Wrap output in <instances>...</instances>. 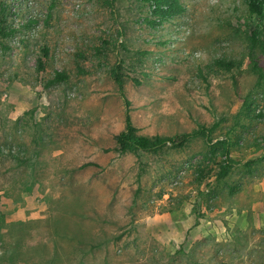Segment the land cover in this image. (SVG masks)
Instances as JSON below:
<instances>
[{
    "label": "rangeland",
    "instance_id": "374dc122",
    "mask_svg": "<svg viewBox=\"0 0 264 264\" xmlns=\"http://www.w3.org/2000/svg\"><path fill=\"white\" fill-rule=\"evenodd\" d=\"M180 1L152 25L136 0H0V264H264V18ZM127 114L146 135L208 131L122 154Z\"/></svg>",
    "mask_w": 264,
    "mask_h": 264
},
{
    "label": "trees",
    "instance_id": "16d2710c",
    "mask_svg": "<svg viewBox=\"0 0 264 264\" xmlns=\"http://www.w3.org/2000/svg\"><path fill=\"white\" fill-rule=\"evenodd\" d=\"M142 4L149 6V12L154 17V20L149 22L152 25L163 24L164 22H169L177 15L183 14L186 11V7L181 3L180 0H136ZM248 7L249 15L251 19H263L264 18V0H244ZM248 34L250 37L251 50H255L258 44L260 33L255 25H250ZM216 65L229 70L232 68L233 64L226 61L224 58H219L216 60ZM252 70L257 75V84L262 86L264 84V66L259 64L255 55L252 57ZM66 75L63 73L58 74L56 80L66 79ZM114 78L118 84H122V75L119 71H114ZM256 84V85H257ZM247 100L244 101V105L239 110V115H247L250 112V108L246 111L244 106H247ZM208 128L201 126L195 131V134H180L175 136H163L161 134L157 135H146L143 134L138 127H136L131 119V116L127 114L126 125L124 130L115 136V141L118 147V151L122 154L126 153H138L139 151L144 152H156L167 146L173 147H184L189 143L192 136H197L199 133L205 135ZM227 141L221 142L223 145V150L226 155H230L231 147L227 144ZM224 163L219 164V168L215 171V179L219 187L223 186L224 183H228V177L231 174L233 167V160L227 159L223 161ZM232 189V188H231Z\"/></svg>",
    "mask_w": 264,
    "mask_h": 264
}]
</instances>
